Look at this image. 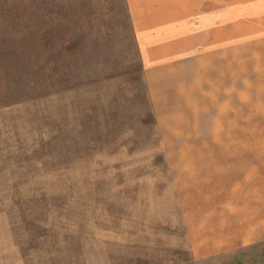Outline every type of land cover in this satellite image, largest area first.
Here are the masks:
<instances>
[{
	"label": "rangeland",
	"instance_id": "rangeland-1",
	"mask_svg": "<svg viewBox=\"0 0 264 264\" xmlns=\"http://www.w3.org/2000/svg\"><path fill=\"white\" fill-rule=\"evenodd\" d=\"M247 1L207 0L191 28L223 53L195 100L214 87L224 113L172 121L130 0H0V264H264V11Z\"/></svg>",
	"mask_w": 264,
	"mask_h": 264
},
{
	"label": "crops",
	"instance_id": "crops-1",
	"mask_svg": "<svg viewBox=\"0 0 264 264\" xmlns=\"http://www.w3.org/2000/svg\"><path fill=\"white\" fill-rule=\"evenodd\" d=\"M206 1L130 0L131 17L135 24L136 36L147 63L146 77L152 99L156 101L157 108H166L164 109L167 111L166 113L174 117L172 121H178V117L183 115L198 121L200 115L205 114L204 111L207 113V109L212 108L216 115L224 113V105L216 101L218 92L214 87L212 88L213 92L210 91L211 93L207 94L206 99L201 102L195 100L202 97L205 74L210 72L213 76L215 73L216 76L219 68L221 70L220 75H222L223 70V61L220 62V65L216 61H208L209 58L218 60L215 55L219 52V57H223V53L220 51L221 45L216 50L217 52L212 51V48L208 50L204 47L207 52L200 54L201 51H198L200 41L197 38L193 39L191 35L192 27L200 28L202 26L206 28L207 17L201 15L202 11H207ZM215 4H219L218 0ZM245 5L249 9L264 11V0H248ZM193 20L197 21L193 22ZM217 25L218 22L213 27ZM187 27H190L188 34L185 33ZM159 112L161 113V110ZM241 207L243 212L251 213L248 209L250 205L242 202ZM262 211L264 212V207L258 209V212L261 213ZM243 212H239L238 216L241 217L240 214ZM239 222L237 228L247 226L241 218ZM230 225L231 221L227 222L226 220L209 223L211 227L219 226L220 230L223 231L226 229L224 233L226 238H229L227 241L241 240L240 237L239 239L231 237V231L227 229ZM217 230L219 229L217 228Z\"/></svg>",
	"mask_w": 264,
	"mask_h": 264
}]
</instances>
